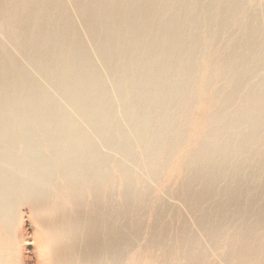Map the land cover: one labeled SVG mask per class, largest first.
I'll return each mask as SVG.
<instances>
[{"label": "bare ground", "instance_id": "6f19581e", "mask_svg": "<svg viewBox=\"0 0 264 264\" xmlns=\"http://www.w3.org/2000/svg\"><path fill=\"white\" fill-rule=\"evenodd\" d=\"M0 264H264V0H0Z\"/></svg>", "mask_w": 264, "mask_h": 264}, {"label": "rangeland", "instance_id": "374dc122", "mask_svg": "<svg viewBox=\"0 0 264 264\" xmlns=\"http://www.w3.org/2000/svg\"><path fill=\"white\" fill-rule=\"evenodd\" d=\"M202 97H203V102H206L207 101V99H208V95L207 94H205V95H202ZM203 111H205V108L203 109ZM202 111V112H203ZM192 132H193V136H194V132H195V130L193 129V131H191V134H192ZM184 151H185V149H183L182 151H180L176 156H174V161L176 160V161H179L180 160V158H181V156H182V153H184ZM179 158V159H178ZM175 165H177V164H175ZM64 202L66 203V204H68V201H65L64 200ZM33 208L32 207H30V206H22L20 209H19V214L21 215V217H22V219H23V221H24V223H23V229L26 231L25 233L24 232H22V235H23V238H24V242L25 243H27V248H28V252H29V256H31L30 255V253L32 254V253H34V251H35V249L34 248H32L33 247V245H32V242H33V238H34V236L35 237H38V231L36 230V228L33 226V224H32V215H34L33 214V211L34 210H32ZM26 220H27V222H26ZM142 245H143V243H142ZM138 249L139 250H137L138 251V253H139V255H140V257L143 259V260H145V259H149L150 258V252H149V250L147 249V247H145L144 249H141V244L139 245V247H138ZM34 250V251H33ZM134 254H135V252L133 253V254H131L130 256H131V258L132 257H134ZM129 258V257H128ZM128 260V259H127ZM126 260V261H127Z\"/></svg>", "mask_w": 264, "mask_h": 264}]
</instances>
